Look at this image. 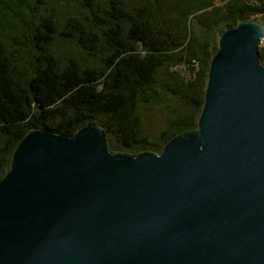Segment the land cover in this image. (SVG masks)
<instances>
[{"label": "water", "instance_id": "water-1", "mask_svg": "<svg viewBox=\"0 0 264 264\" xmlns=\"http://www.w3.org/2000/svg\"><path fill=\"white\" fill-rule=\"evenodd\" d=\"M264 23L223 30L194 129L116 151L29 130L0 178V264H264Z\"/></svg>", "mask_w": 264, "mask_h": 264}, {"label": "trees", "instance_id": "trees-1", "mask_svg": "<svg viewBox=\"0 0 264 264\" xmlns=\"http://www.w3.org/2000/svg\"><path fill=\"white\" fill-rule=\"evenodd\" d=\"M246 19L264 0H0V178L34 128L160 152L196 128L218 37Z\"/></svg>", "mask_w": 264, "mask_h": 264}, {"label": "rangeland", "instance_id": "rangeland-1", "mask_svg": "<svg viewBox=\"0 0 264 264\" xmlns=\"http://www.w3.org/2000/svg\"><path fill=\"white\" fill-rule=\"evenodd\" d=\"M260 46L261 45H264V40H262V42H260V44H259ZM195 66V65H194ZM180 71H181V74H183V68L182 67H177ZM198 68V66L196 65L195 66V69H197ZM153 151V150H152ZM129 153H137V152H129ZM157 153H159V152H157Z\"/></svg>", "mask_w": 264, "mask_h": 264}]
</instances>
